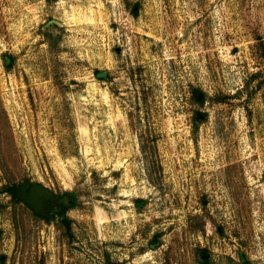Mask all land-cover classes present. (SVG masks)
<instances>
[{
	"label": "rangeland",
	"instance_id": "1",
	"mask_svg": "<svg viewBox=\"0 0 264 264\" xmlns=\"http://www.w3.org/2000/svg\"><path fill=\"white\" fill-rule=\"evenodd\" d=\"M26 180L60 213L0 192V264H264V0H0Z\"/></svg>",
	"mask_w": 264,
	"mask_h": 264
},
{
	"label": "water",
	"instance_id": "2",
	"mask_svg": "<svg viewBox=\"0 0 264 264\" xmlns=\"http://www.w3.org/2000/svg\"><path fill=\"white\" fill-rule=\"evenodd\" d=\"M138 6L135 7V10ZM7 63L10 59L6 57ZM97 78L107 79L108 72L97 74ZM202 95H199V99ZM198 118H204L203 114H198ZM17 199L27 205L36 215H45V209L50 208L48 202L53 199L51 192L39 184H35L30 180H26L17 187Z\"/></svg>",
	"mask_w": 264,
	"mask_h": 264
},
{
	"label": "trees",
	"instance_id": "3",
	"mask_svg": "<svg viewBox=\"0 0 264 264\" xmlns=\"http://www.w3.org/2000/svg\"><path fill=\"white\" fill-rule=\"evenodd\" d=\"M134 12L133 13H136L135 12V10H133ZM9 58H10V60L11 61H13V57L12 56H9ZM5 63L6 64H8L7 63V60H5ZM195 92V99L198 101V102H200V103H203L204 102V100H205V98H206V95L202 92V91H200V90H195L194 91ZM199 95H202V98L201 99H199ZM17 185H15V184H12V185H5V186H3L2 188H1V190H0V192L1 193H8L15 201H17V202H20L18 199H17ZM60 222H61V224L63 225V226H65V229H64V231L65 232H68V233H66L67 235H72V233H71V228H70V221L68 220V218H65V219H61L60 218ZM205 261H207L208 262V258H205L204 259Z\"/></svg>",
	"mask_w": 264,
	"mask_h": 264
},
{
	"label": "flooded vegetation",
	"instance_id": "4",
	"mask_svg": "<svg viewBox=\"0 0 264 264\" xmlns=\"http://www.w3.org/2000/svg\"><path fill=\"white\" fill-rule=\"evenodd\" d=\"M205 117V116H204ZM53 199H50L49 202H48V205L50 208L48 209H45V215H50L51 213L52 214H58L60 213L59 211V208H57V206L59 205H62L63 203V198H59L58 196L56 195H52ZM50 213V214H49ZM63 218V217H62ZM61 218V219H62Z\"/></svg>",
	"mask_w": 264,
	"mask_h": 264
}]
</instances>
